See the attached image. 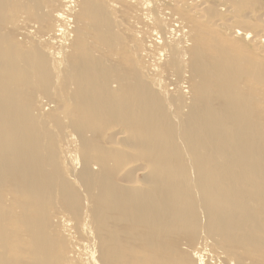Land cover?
<instances>
[{
    "label": "bare ground",
    "instance_id": "1",
    "mask_svg": "<svg viewBox=\"0 0 264 264\" xmlns=\"http://www.w3.org/2000/svg\"><path fill=\"white\" fill-rule=\"evenodd\" d=\"M89 1L90 0H88V2ZM104 1H105L104 4L107 5L108 0H107V3H106V0H104ZM123 1H124V3H125V1L128 3V7L130 8V11H133V10H131V7L129 6L130 4H133L136 6L137 9L134 8L136 10V11L135 10L134 11L137 15V18H139L140 20L143 19V20L155 22L156 27L154 26L153 22L152 23L150 22L151 24H153V26L155 28L153 26H149L147 29H145L147 24L145 23L146 26L144 27V23H143V27H144V30H143V27L139 28L138 27L139 25L137 26L138 23L140 25H142V24L140 23V20L138 22L136 16L134 18H135V22L137 24L133 21L131 22L132 16H130V15H134L133 14L134 11L132 14L130 13V15H129V17H131V18L127 17L128 15L124 12V14H126L125 16L130 19V23L132 25V28L133 29L135 28L134 31H131V32L135 35V32L138 29V31L140 30L143 33H145V34H142V36L146 35V38H147L146 42L147 43L145 42L146 47H145V50H143L144 56L146 58L155 59L156 61H161V64H162L163 62L166 63V60H168L170 57L172 58V56H173V58L174 57L177 58L178 64L181 61L182 62L185 61V63H187L186 66H188V67H185L183 69V72H182L181 68H179L180 72H182V73L178 79L172 77V78H168V80L171 81V83H170V86L172 87L171 90H177V91H179V94H180V92L185 93L190 98L195 97L196 103L193 106L190 105V108L188 106V109H190V113H188L189 110H188V112L186 111L188 113L187 119H185V117L183 116V119H185V120L182 121L181 124H180V122H178V125H180V128H181L179 132L176 131V127H175L176 125L175 124H174V126H173V124L172 125L169 124L172 121V119H171L172 115H170V116L166 115V116H168L167 119H171V121L170 120H169V122L166 121V123L168 122V127L172 126L171 127L172 130H167L165 128L166 123L163 125L161 119L166 118V117L165 116L162 117L161 116L162 113L160 114V116H161L160 118H159V116H156V117H158V119H160L159 121H161V123H159V121L157 120L158 123H155L156 126L153 125L154 123L152 124V123L148 122V127H140L139 126L136 130H133V132L131 131L132 129L130 127L131 133H134L133 135L141 134V135H138L139 138H138V136L136 137L137 141L135 140L136 141L135 143H133L134 140H132L130 142V146L135 147L137 149L140 148V150H143L145 153L147 152L149 154V156H151V159H152V167H148V168H149V170L152 169L153 172H149V170L147 171V169H146L147 165L145 167L143 165L140 169L141 172L143 174H145V176H144L145 180H144L143 187H142V184H140L139 182L138 183L134 182V181H130V182H128V184L120 185V184H116V182L115 183L109 182V179L105 180L104 176H106V175L103 176V174L106 173L105 169L108 170V164L110 163L111 159L114 158L113 157L114 155L112 154L113 156L112 155L110 156V154L108 155V152L104 150V151H102V156H99L98 155L99 152H98L97 153L98 158L95 157V159L97 158L98 161L95 160L96 164L94 162L95 165H92V162L90 161V160H92V157H91L92 155L90 154L91 153L89 151L90 149L87 146V140L84 137V133H85V135L88 134L87 131L85 130V132H84L83 128L81 129V126L78 125V127H80V129L82 131H78L77 134H75L76 130L79 128L78 127L76 128L75 126L72 125L73 127L76 128V129L75 128L73 129V127L70 126L71 129L74 131L72 134L70 133L69 135L75 134V135H77V138L79 136L80 137L79 142L81 143V145H83V147L79 143H77V144H79V146L81 147L83 152H85V154H88L86 152H89V155H90V158H88L90 163H88L89 161H85L86 158H84V160L82 161L81 157H80L82 155H79L80 158L79 159L77 158L78 160L76 158H74V159H76V163L77 162L79 163V164H77V166L78 165L81 166V164H84L83 170L78 175H76V181L78 180L81 183L79 186L85 188V189L83 188V190L85 191V194L87 193V195H88V200L86 199L88 202H86V203L91 204V207H90V204L88 205L89 206L87 208L88 210L87 209L83 210V211L81 210L80 214L78 213L79 215H81V213L85 211V213H83L84 218L82 220L77 219V221H75V224L78 223V225L81 222H82V224L84 223L81 227L86 228L87 234L85 236H87L89 239H86L84 237V235H82L83 231L80 232L81 233L80 236L84 237L85 240H87V242L89 240L92 242V244H94L95 242L93 243L94 237H92L91 229L95 232L96 239L99 240V242H97V243L100 245V247H99V245L97 246V243L95 246L100 248L101 253L106 254V255H104L105 258L103 260L99 256H97V260H99V258H100L104 264H192V263L193 264H196V263L197 264H218L219 259L222 258L224 261V254L220 250H223L224 252H226L229 255V257L231 258V260L229 258V262H227L228 258H227V254H226V256H225L226 263H224V264H244V263L246 264V263H249L247 258L250 257V256H248L250 253H255L254 256H255V258H258L257 259L258 263L260 264V262H261V264H263L264 263V244H263L264 243V173L260 172V171H256V168L254 167V165L257 164L256 167L264 169V128L256 127V126L253 127L252 114L250 113L252 111L250 108V100H257V97L258 98L260 97V95L262 94L261 91H259V90H261V87L259 90L257 87L261 86L264 82L260 80L259 81L260 85H258L254 82V76H257L256 75L257 72L255 73L253 69H249V65H248L249 59L246 58L245 55L247 54L248 51L249 52L251 51V50H249L250 48L248 49L247 47H251L252 45H250V44H253V46L256 48L258 53L261 54L262 56H264V11L259 10V11L253 12V10L250 9L253 13H251V14L249 13V15H248V13H246L247 15L245 14L248 17V19L255 18L259 22V24L257 26V31L255 33H253V32L243 31V30L239 29L238 25H237V27L235 26L236 25L235 21H236V19H238L239 14H237V15L235 14V12L237 13V8L236 9L234 8L232 0H225V1L219 0L220 2L216 6L214 5V13H215V15H217L215 10L218 9L221 12V14L224 15V17L223 18L215 17L213 19H209V17L207 16V13L209 12L208 10L211 9L210 4L211 5L213 4L211 0H122L121 3H123ZM2 2H3V0H0V4H2V5H0L1 8L4 7V3H2ZM49 2L51 3V1H49ZM60 2H61V4L58 6L62 5V7H61L62 10L60 8L59 10L55 11L56 7H55V10L54 9L51 10L52 4L56 3L55 0H54V2H52L51 6H50V4H48L49 6L47 5V7L50 8L51 13L54 10V12H55V20L54 21H57L58 24H56V28L53 29V32H51L50 34H48L46 36L43 35L44 36L43 40L41 38V40L44 41V43L46 42V43L51 45L52 51H53V48L55 46H56V51H57V49H60L61 47L65 46V40H67V39H65V37L69 38V41H73L74 38L76 37V36H74L75 32L73 33V28H74L73 26L74 25L72 23L73 22V18H72L73 15L72 14H75L74 11L77 9L76 4H78L79 0H61ZM91 3H92V1H91ZM112 3H113V1H112ZM89 4H90V2H89ZM93 4L94 3H92V5ZM100 4H101V2H100ZM100 4L99 3H98V5L94 4V6H99ZM104 4H102V5H104ZM92 5H90V6H92ZM23 6H25V5H23ZM94 6L89 8V9L93 8L92 11H94V13L96 11V13H97V10L94 8ZM88 7H89V5H88ZM99 7L102 8L103 6L101 7V5H100ZM120 7L122 10V6H120ZM3 9H5V7ZM30 9H31V7H30ZM103 9H104V7H103ZM115 9H116V6H115L114 10ZM79 10H77V11H79ZM107 10H109V8ZM250 10H249V12H250ZM31 11L33 12L34 10H31ZM48 11L49 10H47V12ZM50 11H49V13H50ZM110 11H111V9H110ZM96 13H95V16L97 15V20L98 19L101 20L103 18L101 20V23L102 22L104 23L105 20L107 19V15L103 17V15L101 13L100 15H102V18H98L99 12L97 14ZM217 13H218V15L220 14L219 12H217ZM24 14L26 16L25 12H23V16H24ZM110 14L114 15V12L109 13L108 18L110 16ZM124 14H121V16H124ZM7 15L9 17V14H7ZM21 15L22 14H20V17H21ZM113 15H112V17H113ZM25 16L23 17L22 21H24V23L26 22L28 24L29 22L24 19V18H26ZM34 16H35V14H34ZM246 16H245V18H246ZM28 17H30V16H28ZM35 17H37V15ZM112 17L110 16V18H112ZM31 18H32V16H31ZM34 18H33V20H34ZM53 19H54V16H53ZM91 19L92 18L90 17L87 20L93 21V19L92 20ZM123 19H124V17H123ZM241 19L242 18H240L239 20H241ZM74 20H76V19L74 18ZM87 20H86V23L88 22ZM97 20H96V23H97ZM125 20H126V18H125ZM16 21L18 22L17 18H16ZM84 21H85V19H84ZM45 22H46V20L43 23L42 22L41 23L45 25ZM117 22H119V21L118 20L116 21L117 30H118V27L120 29L121 25H119ZM237 23H238V21H237ZM1 24L4 25V23H1ZM6 24H8V23L6 22ZM33 24H35V23H33ZM36 24H38V22H36ZM83 24H84V22H83ZM98 24H100L99 21H98ZM204 24L212 25V27L215 30H218V32L220 31L221 34L218 35L219 38H217V39L213 38V35L215 33H213L210 30L209 26H208V29H209V31H211V33L207 34V32L203 30V29H205V27H202ZM76 25L79 26V24H76ZM76 25H75V28L77 27ZM123 25L124 24L122 23V26ZM13 26H16V25H13ZM40 26H41V24H40ZM50 26L48 25V27H50ZM106 26L107 25L104 26L102 24L103 28H105ZM90 27H92L91 30H89L90 31L89 33L91 36V34H92L91 31H93V28H95V27H94V25L92 26V24L90 25ZM112 27L113 26H111L110 29H108L109 28V25H108L107 29L109 31H111ZM3 28L4 27L0 28V32H2V33H3V31H1V30ZM66 28L68 30H66ZM129 28H130V26H129ZM129 28L126 27V28L121 29V30H123V31L125 29L129 30ZM132 28H130V29H132ZM113 29H114V27H113ZM206 30H207V28H206ZM5 31H6V29H5ZM12 31H15L14 35L12 34ZM96 31H94V33H96V35H97L96 38H98V39H95L94 35L92 36V38L94 37L93 38L94 40L99 41L100 35L97 33H102L104 30H101V32H100V30L97 29ZM10 32H11V35H9V34L5 35V33H7V32L3 33L4 35H2V33H0V185H1V189L3 191H6L8 186H9V190L7 192L11 193L10 196H12L13 200L11 198V199H9L10 202L9 201L8 202L10 204L13 202L11 205L16 206V207H15V209H13V211L11 210L12 208L9 206H8V208L6 207V209H10L11 211L6 210V209L4 210L5 207L3 208V206H6L7 204L4 200L3 204L5 203V205H2V200L0 199V246L2 247L4 245V240L8 236V231H6L7 225L9 227L12 226L13 228L17 229L18 237H22L23 235H27L30 238V240L34 241V243L32 242L30 244V251L34 254L36 253V256L38 258L43 259V258L47 257L46 254H48L47 250L49 249V245H50L49 244V245L45 246L44 241H43V237H42V236L46 235L45 232H43V231H47V229H43V227H41V223H39L38 220L32 215V212H31V209L29 206H30V203H32V200L36 199L38 196V193L40 190V183H41V170L45 164V161L43 160V158L41 156V149H40L41 148V144H40L41 142H40L37 127L31 126V127L36 128V135L35 134L33 135L34 140H31L29 138V134H31L33 129L28 131L23 117H22V123L21 122L20 123L15 122L14 115L18 114V113H20L19 114L20 117L23 115L22 114L23 112L21 109V101H22L23 96L21 97L20 95H22V93H23L22 89L24 88V86H23L24 83H29V80L31 78L28 75V71L34 72L32 74H34L35 81H36V75H37L38 83L41 86L43 85V88H41L39 85L40 89L38 87V90H40V92L42 94H45L46 97H47L46 93L48 91L50 92V89L52 88V85H51V87L49 86L50 81L52 82V80H53L56 83V79L54 80L55 76L51 77L52 79L50 77H46V79H49V80L45 84V87L46 88L50 87V88L48 89L47 92H45L47 89H44V84L42 82V80L45 81L44 80L45 77L43 76L44 78L40 79V77L42 78V75L40 76L38 74H40L41 69H43V67L41 65V60L43 62V65L45 66V68L47 66L46 65L47 63H49L48 66L51 63L47 62V60L45 59L46 60V64H45V60H43L42 57L39 56V57H41L40 61H39L40 65H37L38 61L36 62V59L38 56L36 57V55L37 54L40 55V53L46 54L47 51L45 52V51H43L44 50L43 49L41 52V51H37V49H36L37 52H34L36 54L35 55L36 59L31 60V55L34 57V53L32 54V52H33L35 47L31 46V47H33V50L31 49L32 50L31 54L28 53L29 56H28V54H26V56H25L22 52H20L21 49L23 47H25V46L22 47L23 37H22V42L20 41L21 46L17 47V46H15L17 44V43H15L16 40L14 39L15 40L14 41L12 38V35L14 37L15 33H17V31L11 30ZM18 32H19V30H18ZM79 32H81V30H79ZM106 32H107V30H106ZM106 32H103L102 34L105 35ZM108 32H107V34L110 33V32L109 33ZM19 33L22 34L24 32H21V30H20ZM19 33L16 34V36L19 35ZM41 33H45V32L44 31L42 32V29H41ZM71 33L73 34V37H72L73 40H70V38L72 36ZM83 33H84V31H83ZM87 33H88V31H87ZM26 34H27V32H26ZM129 34H130V32H129ZM30 36H28V37L30 38ZM32 36L29 39L31 41L37 35L34 36V38ZM81 36L83 37V35H81ZM127 36H129V35H127ZM123 37H124V33H123ZM129 37H132V35ZM138 37H140L139 41H141V36L137 35V38ZM92 38H91V41L93 42ZM105 38L107 39V40L106 39L105 40L109 42V39L106 37V35H105ZM86 39L89 40V38H86ZM133 39L135 40L136 37ZM240 39H241V41H240ZM106 41H105V43H106ZM139 41H138V44H140ZM24 42H25V40H24ZM75 42H77V41H74V43ZM83 42L84 41H82V44H83ZM126 42H125V45H126ZM240 42H242L243 44H241ZM26 43L28 44L27 41L24 44L26 45ZM101 43H102L101 46L104 49H106V47H104L103 41H101L99 43V45L97 44L98 47L100 46ZM107 43H106V45H107ZM130 43L131 42L128 43L129 47L132 46V44L130 45ZM77 44H79V43L77 42L76 45ZM110 44H111V42H110ZM136 44L137 43H135V46H136ZM36 45H37V47H39L40 43H38ZM68 45H69V43H68ZM83 46H85V45H83ZM101 46H100V48H102ZM109 46L111 47V45H109ZM109 46H107L108 47L107 51L110 52ZM27 47L30 48V46H27ZM27 47H25V48H27ZM66 47H67V45H66ZM73 47H75V46L73 45ZM78 47H79V45H78ZM82 47L80 49L82 53H80V51H79L80 55L83 54V52H84V55H86V51L88 54L87 55V58H88L87 62L85 60L86 66H84V67L82 66L83 64H85L84 61H83V64H82V61H80L81 63H78V65H76V62H74V60H75L74 54L72 55L73 59L71 57V61L73 60L71 62V64L72 63L75 64L76 69L78 68L77 70H79V71L81 70L82 72L84 69H86V71H87V68L89 69L90 67H91V69L93 68L92 70H94L96 60L100 61V59L98 60V57L95 60L97 53L93 50V52H91L89 55L90 51L87 49H86V51H85V49L83 51ZM93 47H95V46H93ZM98 47L96 46L95 48L97 49ZM123 47H124V43H123ZM28 48L25 50L28 51ZM100 48H99V50L102 51ZM138 48L140 49L141 46ZM138 48H137V50H138ZM251 48L253 49V47H251ZM51 49L49 51H51ZM116 49H121V48H113L114 51ZM142 49H140L141 53H142ZM40 50H41V48H40ZM128 50H130V49H128ZM49 51H48V53H49ZM91 51H92V49H91ZM104 51L105 50H103L102 52H104ZM107 51H105V52H107ZM114 51H113V53L116 52V51L115 52ZM94 52L96 53L95 57L93 56ZM133 52L134 53L132 54V56L134 57V54L136 55L135 52H137V51L135 50ZM249 52H248V54H249ZM113 53H110V54H113ZM58 54L61 55V53H56L53 57V59L55 61H57ZM118 54L116 56V53H115L114 57H118ZM80 55H79V58L82 56V55L81 56ZM91 55L93 56V58ZM137 55H138V53H137ZM103 56L106 57V55H104V53H103ZM62 57H61V60H62ZM138 57H139V55H138ZM238 57H241L242 60H240ZM46 58L49 59V57H46ZM89 59H90V61H89ZM92 59L94 60V62ZM139 59H140V57L138 58L137 61H139ZM114 60H119V59L114 58ZM64 61H63V63H64ZM88 61L93 63L94 67H93V65L90 66V64H88L89 63ZM121 61H124V59L120 60V62ZM125 61H127V60H125ZM20 62H23L25 65H23ZM146 62H147V60H146ZM168 62H169V60H168ZM63 63H62V65H63ZM101 63H100V65H101ZM103 63H102V67L104 66ZM16 64H19V66H16ZM87 64L90 67H87L88 66ZM150 64H151V62H150ZM22 65H23V70H22V68L20 69V67ZM72 65L68 64L67 68H69V70H72L71 69ZM80 65L83 68L80 67V69H79L78 66H80ZM154 65H149V66H147V68H145L149 72V74H151L155 70L154 68H152V67H155ZM54 66L55 65L52 64V68ZM57 66H59V65L56 64V67ZM65 66H66V64H65ZM60 67H63V66H60ZM178 67H179V65H178ZM29 68L31 71L27 70ZM145 69H144V73L146 71ZM161 69H162V65H161ZM163 69H164V71H166L165 73L168 75L166 67H163ZM43 70L45 71V69H43ZM47 70L49 71V69H46V71ZM74 70L75 69H73V72H72L73 74H74ZM92 70L90 72H92ZM86 71L84 74L81 72L82 73L81 76H83V77H81V76L79 77V79L82 78V81H83V82L81 81L82 86L80 89L81 91H79L80 94H78L79 92L76 94V95H78L79 99L83 98L84 102L86 104H88L89 102H91V100L93 98H95V100H97L96 98H98L99 103H101L100 100L104 101V98H106V96L104 98H102L103 97L102 94L106 95V93H107V96L109 98L114 96V95L109 96V90L106 89L107 87H106V85H104V89H106V91H104V89L100 91L99 90L100 87H98L97 90H98L99 94L95 93V95H100V96L99 97L95 96V97H92V99H91L90 96L92 94L94 95V91H91L92 94L88 95V93H89L88 90L93 89V87L91 89H89L90 85L91 86L95 85V88H96V84H99V83H96L95 82L96 80L94 81V79H93V77L96 78V76H93L92 73L86 72ZM103 71H104V68H103ZM137 71L139 72V70H137ZM60 72H62V69ZM98 72L100 73L101 71L98 70ZM172 72H173V70H172ZM49 73H50V71H49ZM55 73H57V69H56ZM58 73H57V75H58ZM63 73L64 72H62V75H63ZM88 73H89V77L87 76ZM85 74H86V78H85ZM137 74H135V75H137ZM139 74L140 75H138V77L141 76V71L139 72ZM166 74H164V75L166 76ZM173 74H175V73L173 72ZM176 74H177V72H176ZM64 75H65V73H64ZM66 75L64 78L66 80L68 78V80H69V76L66 77ZM135 75H133V77ZM142 75H143V73H142ZM201 75H203V76L201 77ZM59 76H60V73H59ZM78 76L75 75V78ZM73 77H74V75H73ZM62 78L59 80H62ZM64 78H63V80H64ZM143 78H145V76ZM152 78H154V77H152ZM33 79L30 80V83L32 82L31 84L36 87V85L38 83L36 81L37 84H34ZM70 79H71V77H70ZM79 79L76 78V80L79 81V83H80ZM89 81H91V82H89ZM54 82H52V84H55ZM99 82H100V79H99ZM30 83H29V85H31ZM154 83H155V81H154ZM20 84H22V86ZM71 84L72 85H71L70 89H72V86L74 87V84L73 83H71ZM124 84L125 83H123V86H124ZM144 84H145V81H144ZM61 85H62V89L64 90V87L66 85L65 84L63 85V83ZM61 85H57V87H56L57 91L58 92L60 91V93L57 92L58 95H57L56 91H54V92L52 91L54 94L53 93L51 94V92H50V93H48V95H51L52 101H53V97H54L53 95L56 94L55 97L59 98L56 100H59V102H61L62 100L63 101L67 100V102H68L69 99L63 98V94H64L63 90L61 88L58 89V87H60ZM117 85H119V84H117ZM143 85L141 86V89H142L141 91H144ZM242 85L247 86L248 88L251 85L253 88L255 86L254 90H256V91L253 90L254 91L253 95L248 94L246 91L241 90L242 88H240V86H242ZM54 86L55 85H53V87ZM83 86H85V87L83 88ZM126 86L128 87V89L130 88L129 85H126ZM146 86L147 87L149 86V89H150V84L148 85V83H147ZM21 87H22V89H21ZM86 87H87V89H85ZM139 87H140V85H139ZM162 87H163V85L160 86V88H162ZM154 88H156V87L154 86ZM42 89L45 90L44 93L42 92ZM68 89H69V87L65 88L66 93H68L67 92ZM75 89H76L75 92H77L78 90H77L76 86H75ZM53 90H55V89H53ZM72 90H74V88ZM131 90H133V89H131ZM152 91H153V89H152ZM165 91H166V89H165ZM167 91H168V89H167ZM115 92H116V90H115ZM61 93H62V98L60 97ZM112 94H113V92H112ZM101 95H102V97H101ZM174 95L176 98V94H174ZM241 95H243V96H241ZM262 95H263V103H264V94H262ZM37 96H39V95L37 94ZM168 96H169V92H168ZM178 96H180V95H178V93H177V97ZM152 97H154V96H152ZM36 98H38V97H36ZM67 98H69V97H67ZM147 99H150V98H147ZM37 100H39V99H37ZM37 100H35V104H36L35 106L39 107L38 106L39 102ZM49 100H50V98L47 99V101H49ZM56 100L54 99V102ZM129 100H131V99H129ZM160 100H161V98H160ZM246 100H249V102ZM39 101H41V100H39ZM149 101L150 100H148V102ZM126 102H124V103L119 102V104H122L125 106L123 107L122 105L121 106L118 105L117 109H120L122 112H124L127 115H130L131 117L134 116V120H133L134 123L138 122L137 121L138 118H139V121L141 123L142 121L147 122V119H149L151 117L150 112H148L149 109L145 105H143L142 103L140 105L139 104L134 105L135 102L133 100V101H131V102H133V104H130V106H129V104L128 105L125 104ZM261 102H262V99H261ZM37 103H38V105H37ZM41 103H42V101H41ZM85 103H79V107L77 104L76 107H78V108L75 107L76 108L75 110H79L80 112L79 111L78 112L81 113V115H84L85 117H87V115H90V113H92L90 108H92V105H94V104L90 105V107H88V109H87ZM44 104H45V102H44ZM56 104H58L57 101H56ZM72 104L75 105V103H72ZM50 105H52V104H50ZM71 105L68 104V106H71ZM96 105L99 106L98 102ZM174 105H176V103H174ZM64 106L65 107H63V108H68V106L67 107H66V105H64ZM112 106H113V104L111 106L108 105V107H106V108L109 110V108H112ZM180 106L182 107L183 104L179 105V107H177V108L179 109ZM46 107L49 108L47 102H46ZM156 107H157V105H156ZM186 107H187V105H186ZM85 108H86V110H84ZM175 108H176V106H175ZM61 109L62 108L60 107V110ZM89 109H90V113H87V112H89L88 111ZM92 109L94 112L95 109L94 108H92ZM36 110H37L36 112L38 114V110H40V109L37 108ZM52 110H55V107H54V109L52 108ZM60 110H59V108H56L55 111L61 112ZM184 110H186V108ZM181 111H182V108H181ZM43 112L40 114H43ZM177 112H180V109ZM27 113H29V110H27ZM95 113H96L95 116L93 115L94 117L97 116V112H95ZM159 113H157V114H159ZM45 114L46 113H44L43 115H45ZM55 114H56V112H55ZM92 114H94V113H92ZM181 114H182V112H181ZM183 114H184V112H183ZM64 115H67V114L64 113ZM177 116H178V113H177ZM41 117H42V115H41ZM72 117L75 118V116H72L71 114H70V116H68V118H70V119H72ZM97 117H99V115ZM40 119L42 120V118H40ZM43 119H44V117H43ZM41 120H39L37 118V121L40 122L44 126L45 122L43 123ZM86 120L87 119L85 118V121ZM174 120L175 119H173V121ZM180 120H182V119H180ZM154 121H155V119L153 120V122ZM177 121L178 120H176V122ZM59 122H61L60 125H59ZM124 122H126L128 124L127 121L124 120ZM65 123L66 122L62 123V120L61 121L59 120L57 123L55 122V124H53L56 126V128L59 129V133H58L59 137H57V139L58 138L61 139V136H63L61 134V130H60L62 128L63 124H64V129H63L64 131L62 130L64 132L63 134L66 135L67 133H69V132H65V129H67V131H68L69 130L68 128H70V127L65 128V126L67 125V124L65 125ZM47 124L49 125L52 123L47 122ZM57 124H58V127H57ZM149 124H152V125H150V127H149ZM121 125H123V124H121ZM92 126H93V124H92ZM128 126H129V124H128ZM146 126H147V123H146ZM114 127L119 129L120 126H118V127L114 126ZM121 128H123V127H121ZM183 128L185 129L184 133H182ZM53 130H55V129L53 128ZM72 130L70 132H72ZM124 130L126 131V129H124ZM118 131L120 134V132H121L120 129ZM122 131H123V129H122ZM125 131L120 134L121 139L124 138V136H122V135H124L126 133ZM151 131H156L159 134H152ZM59 134H61V135H59ZM56 136H57V134H56ZM67 137L65 136L66 140H68L72 146L75 145L77 139L75 140V143L72 144V142H70V139L69 138L67 139ZM127 137L129 138L130 136H127ZM257 137L259 139H257ZM63 138H64V136H63ZM112 138L114 139V136ZM112 138H111V142H113ZM175 138H178V143H177L176 147L173 150H171L168 146V143H169V141H171ZM57 139H56V142L60 141ZM62 139H61V141H62ZM78 140H79V138H78ZM130 140H131V138H130ZM127 141H128V139H127ZM261 141L263 142V145L256 148L257 147L256 144H261ZM184 142H186V145L188 148L187 149L188 154L192 153V156L193 157L195 156L198 160H193V157H190L189 155L188 156L190 157V159L192 161H190L188 156H185L184 158L179 159L177 161L175 160V158H177L176 150L179 148L182 149V145ZM66 143H67V141H66ZM77 144H76V146H73V148L75 150H76V148L78 149ZM65 145H68V143ZM118 145H119V143H118ZM60 147L58 149H62ZM63 148L66 149L67 147H64V145H63ZM157 148H161V152L163 151L162 153L166 156L169 166L164 167L165 162L163 161L161 152L156 154V155H152L153 152ZM79 150H80V148H79ZM79 150H77L78 153L75 151L76 155L79 154ZM140 150H139V152H141ZM62 151L63 150H61L60 151L61 153L59 152V154L62 155ZM66 151L69 154L71 153V156H72V152H68V150H66ZM69 151H70V149H69ZM111 151H113V150H111ZM133 152H136V151H133ZM100 154H101V151H100ZM103 154L104 155L106 154V156H103ZM62 156L64 158L63 161L67 160V157H65L66 155L64 156V154H63ZM73 157H74V154H73ZM59 158L61 159V156L60 157L57 156L56 161H57V159L59 160ZM68 159H73V158L72 157L70 158V156H68ZM115 160H117V159H115ZM61 161H62V159H61ZM180 161H182V162H180ZM67 162H68V160H67ZM57 163L60 166H62V169H63V164L59 163L58 161H57ZM72 163H73V161L70 163V165ZM186 163L190 164V166L196 170L195 172H193L191 167H190V169H187L188 171L191 170L190 173L192 172L191 173L192 175H190V177L188 176L189 174L188 175L187 174L180 175L181 171H180V169H178L180 166L183 170H185L186 167L183 168V165L185 166ZM67 164L64 165V167L69 166ZM98 166H99V170L102 168V171L100 170L101 173L100 174L93 173V170L98 169ZM75 167H76V164H75ZM65 168L66 169L68 168L67 170H69V167H65ZM60 169H61V167H60ZM76 169H77V171H79L77 167H76ZM77 171H76V173H77ZM9 172L12 174L8 175ZM184 172L186 173V170ZM232 172H236V174L232 173ZM68 174H70V170L68 171ZM68 174H67V178L69 176ZM143 174H142V176H143ZM147 174H148V176L146 177ZM129 175L131 176V173ZM65 176H64V178H65L64 180L66 181L67 178ZM69 177H71V175ZM70 179H67V182L70 184L72 183L71 184L72 186H69L70 184L66 185V184H68L67 182H65V184H64L65 186L62 183H59L58 180L55 182L57 190L60 191V197H61L62 202H63V198H64V201L67 204H68V200L71 201V203H74V201H73V199H75L74 197L76 196V194L78 192H80V191H77L75 189L74 190L72 189V188H76V187H75V185L73 186V184H74L73 179H71L72 181ZM107 180H108V182H107ZM62 182H64V181H62ZM140 182H142V181H140ZM111 183L114 184V185H112L113 187H109V184L111 185ZM176 184H177V186H176ZM180 184H182L183 187H181ZM70 187H71L72 191H74V193H72V194H75L73 196V199H72V194L67 195V193H69L71 191ZM67 188L69 189V192L66 190ZM52 189H54V187H52ZM81 190H82V188H81ZM76 191H77V193H76ZM8 193H5L6 198H7ZM68 196L71 197V200L68 199L69 198ZM78 196L80 197L79 193L77 194V198H79ZM4 197H5V195L2 197V199ZM84 197L86 198V195H84ZM77 198L75 199L76 200L75 203L80 202L81 200L83 202V200H85V198H82V196H81L82 199L80 198L77 200ZM71 203L69 202L68 205H70L74 208L75 205L74 204L71 205ZM82 205H83V203H82ZM85 206H87V205L83 206L84 209L86 208ZM69 212H71V211L69 210ZM69 212H68V214H69L70 218H68L67 217L68 214H66L67 216L66 215L59 216L57 220L60 221L59 222V225H61L60 228L61 227L64 228V230H65L64 234L67 235V237L69 238L68 242L73 243L72 244L73 248H70V251H71L70 256H71V262H72V259L74 260L73 262H75V260L81 256L80 254L83 253L85 250H87V248L90 247V242L87 243V245H85L84 242H83V244H80V242H81L80 236L78 238V241H77V239H75V238H77L75 236V232H74V236L72 234V232H73L72 228L74 225V220H73L74 218L73 219L71 218V215H70L71 213H69ZM75 215H76V211H75ZM7 220L10 221L9 222L10 224L5 225L6 226L5 227V226H3V224H5L7 222ZM79 221H81V222H79ZM191 222H193V225H191V227H190L188 224ZM187 227H189V228H187ZM87 228H89V229L87 230ZM192 228H196V229H193L194 232L189 231V229H192ZM73 229L75 230V228H73ZM198 229L203 230L204 233H206V234H205V236L203 235L204 239L201 238V240L198 241L194 246L190 245V247H192V248H190L191 251H189V253H191V254H189V255L194 257V260H193L191 257H187L186 254L181 253L184 251L186 252L187 248L183 247V248H186L185 250H183L182 248H179V247H182L184 245V244H182L183 242L179 238H183L186 235H190V234L195 235V230H198ZM21 230H23V231L21 232ZM61 230H60V234H61ZM77 230L79 231L78 228L75 231H77ZM101 233H102V236L100 235ZM201 233H203V232L201 231ZM64 234H61V236L66 238V236H64ZM119 234L122 235L126 239L128 238L127 239L129 241L128 247L124 244V242H125L124 240H123L124 242L121 241ZM78 235H79V233H78ZM9 236H12V235H9ZM38 236H39V238L42 237L40 242H39V240H37ZM82 237H81V240H82ZM105 237H109L111 239L108 240ZM118 238H119V241H118ZM196 238H197V236H196ZM46 241L48 244V240H46ZM52 244H53V242L51 243V245ZM137 244H138V246H137ZM86 246H87V248H86ZM214 247H216L215 248L216 250L214 249ZM90 248H92V247H90ZM90 248L88 250L93 251ZM93 249H94V247H93ZM127 249H128V251L126 252ZM141 249L143 251V255L145 254L144 255L145 258L147 256V259H140V260L137 259V254L140 255L141 252H139V251ZM179 249H181V250H179ZM56 250H58V249H56ZM0 251H1L0 253L2 255L3 249ZM7 251H9V250L7 249ZM86 252H88V251H86ZM128 252H133V254L131 255L132 257H129L130 254H129V256L124 255V253L126 254ZM88 253H91V252H88ZM93 253H95V252L93 251ZM233 253H234V255H233ZM117 254H119L123 258H118L116 256ZM85 255H86V253L83 256H85ZM92 255H90V256H92ZM88 256H89V254H88ZM246 256H248V257L246 258ZM93 257H91L92 261L94 259L96 261V258L93 259ZM235 257L239 261H236V259H234ZM226 258H227V260H226ZM243 258H246L247 262H245V259L243 260ZM67 260L70 261V259H67ZM146 260H147V262H146ZM68 261L66 263L64 262V264H71V262H68ZM193 261H195V263ZM220 261L222 262L221 264H223V261L222 260H220ZM241 261H243L244 263L243 262L239 263ZM78 262H80V261H78ZM41 263L45 264V261H41L38 264H41ZM85 263H86V260H85ZM73 264H78V263L76 262ZM81 264H83V263H81Z\"/></svg>",
    "mask_w": 264,
    "mask_h": 264
},
{
    "label": "rangeland",
    "instance_id": "2",
    "mask_svg": "<svg viewBox=\"0 0 264 264\" xmlns=\"http://www.w3.org/2000/svg\"><path fill=\"white\" fill-rule=\"evenodd\" d=\"M29 1V2H28ZM49 1H51V3L49 2ZM56 1V3H53L52 4V2H54V0H3V2L2 3H4V7H5V9H3V8H1L0 7V24L1 23H4V25L3 24H1L0 25V28H2V27H4L1 31H3V33H5V32H7V33H5V35H11V30H16L17 31V33H15V36L13 37V35H14V32L15 31H12V38H13V40L15 41V43H17L15 46H21L20 44H21V42H22V37H23V42H22V47L23 46H25V47H27V46H30V48H28V51L27 50H25V49H27V48H25V47H23L22 49H21V51L20 52H22L25 56H26V54H28V53H30L31 54V52H32V50H33V47H31V46H34L35 48H34V50H33V52H32V54L34 53V52H37V51H41L42 52V50L43 51H47L46 52V54L45 53H40V55H36L35 53H34V57L31 55V60H35L36 58H35V55H36V57H37V59H36V62L38 61V63H37V65H40V58L42 57V59L43 60H47V62H50L51 64L48 66V64L49 63H47L46 64V60H45V64L49 67H47L46 66V68H45V66L43 65V62H42V60H41V65H42V67H43V69H45V71L43 70V69H41V72H40V74H38V75H42V78L40 77V79H43L44 77V80L45 81H43L42 80V82H43V84H44V89H47L46 91L45 90H43L42 89V92L44 93V91L45 92H47L48 91V89L51 87V85H52V88L50 89V92H51V94L54 92V91H56V93L58 92L57 91V85H61L62 83H63V85L65 84L66 86L64 87V90L62 89V85L60 86V87H58V89L59 88H61L62 90H63V98H66V99H69V101L67 102V100L65 101H63L62 99V101L64 102H62L61 100V102H59V100H56V99H59L58 97H55V95H53L52 97H53V101L51 100V95H48V93H50L49 91L46 93V95H47V97L45 96V94H42L41 92H40V90H38V87H39V83H38V80H37V75H36V81H37V83H36V81H35V78H34V74H32V73H34L33 71L32 72H29L28 71V75L31 77L30 78V80L31 79H33V82H34V84H37L36 85V87L35 86H33L31 83H30V80H29V83L32 85H29V83H24V88L22 89V87H21V89H22V95H20L21 97L23 96V98H22V101H21V109H22V116L20 117L19 116V114L20 113H18V114H15L14 115V118H15V122H21L22 123V117H23V119H24V122H25V125H26V127H27V129H28V131H30L31 129H33V131L31 132V134H29V138L31 139V140H34L33 138V135L35 134L36 135V128H34V127H31V126H35V127H37V129H38V134H39V138H40V144H41V156H42V158H43V160L45 161V164H44V166L42 167V170H41V183H40V190H39V193H38V196H37V198L36 199H34V200H32V203H30V209H31V212H32V215L38 220V222L39 223H41V227H43V229H47V231H43V232H45V234L46 235H44V236H42L43 237V241H44V245L46 246V245H49V249L47 250V252H48V254H46L47 255V257H45V258H43V259H40V258H38L37 256H36V253L34 254V253H32L31 251H30V244L33 242L34 243V241H32V240H30V238L27 236V235H23L22 237H18V231H17V229H15V228H13L12 226H8L7 224H10L9 222L10 221H8L7 220V222L5 223V224H3V226H5V225H7V229H6V231H8V236L5 238V240H4V245L1 247L0 246V250H2L3 249V251H2V255H1V253H0V264H38V263H40L41 261H45V264H64V262L66 263L68 260L67 259H70V261H68V262H71V256H70V248H73V243L72 242H68L69 240V238L67 237V235H65L64 233H65V230H64V228H60V226L61 225H59V220H57L58 219V217L59 216H62V215H66V214H68V212H69V210L71 211V212H69V213H71L70 215H71V218L74 220V225H73V228H75V230L78 228L79 229V231L77 230V231H75L73 228H72V234H73V236H74V232H75V236L77 237V238H75V239H77V241H78V238H79V236H80V232H82V235H84V237L86 238V239H89L87 236H85L86 234H87V231H86V228H82L81 226L84 224H82V222L81 221H79V222H81L79 225H78V223L77 224H75V221H77V219L78 220H82L83 218H84V214L83 213H85V211L84 212H82L81 213V215H79L80 214V212H81V210L83 211V210H86L89 206V204L88 203H86V202H88L87 200H88V195H87V193L85 194V191L83 190V188L84 187H81V186H79L81 183L77 180L76 181V175H78L82 170H83V167H84V164H81V166L80 165H78L77 166V164H79L78 162L76 163V159L78 158H80L81 157V160L83 161L84 160V158H86L85 159V161H89V159L88 158H90V155H89V152H86V153H88V154H85V152H83V150L81 149V147L79 146V144L81 145V143L79 142L80 141V137L78 136V138H79V140H78V138H77V135H75V134H77V132L78 131H82L81 129L83 128V131L85 132V130L87 131V135H85V133H84V137H85V139L87 140V146L89 147V151L91 152L90 154L92 155L91 157H92V160H90L91 162H92V165H95L96 164V161H98V157H97V153H98V155L99 156H102V151H107L108 152V155L110 154V156L112 155L114 158L113 159H111V161H110V163L108 164V170L107 169H105V171H106V173H104L103 174V176L104 175H106V176H104L105 177V180L106 179H109V182H113V183H115L116 182V184H120V185H124V184H128V182H130V181H134V182H139L140 184H142V187H143V185H144V180H145V174H143L142 172H141V167L144 165V167L147 165V171L149 170V168L148 167H152V159H151V156H149V154L146 152H144L143 150H140V148L139 149H137V148H135V147H131L130 146V142L132 141V140H134L133 141V143H135L137 140V136L138 135H141V134H135V135H133L134 133H131V131L133 132V130H136L139 126L140 127H148V122H150V123H154L153 125H155L156 126V124L155 123H158V121L160 120V119H158V117H156V116H159V118L162 116V117H166V118H163V119H161V121H162V124L164 125L165 123H166V121H168L169 122V120L171 121V119H172V121L169 123V124H173V126H174V124L176 125L175 127H176V131H180V125H178V122H180V124L182 123V121H184L185 119H187V116H188V113H190V109H188V106H189V108H190V105L191 106H193L196 102H195V97L194 98H190L189 96H187V94H185V93H181L180 92V94H179V91H177V90H171V86H170V83H171V81H169L168 80V78H176V79H178L179 77H180V75H181V73L183 72V69L185 68V67H188V66H186L187 65V63H185V61L184 62H182L181 60V62H179V64H178V62H177V58L176 57H174L173 58V56H172V58L174 59H172L171 57V59L169 58L168 60H169V62H168V60H166V63L165 62H163L162 64H161V61H156L155 59H148V58H146L145 56H144V51L143 50H145V45H146V41H147V38H146V35L144 36H142V34H145V33H143L142 31H138V29L136 30V32H135V35L131 32V31H134V29L132 28V25H131V23H130V19L129 18H131V17H129V15H130V13L132 14L133 13V11L135 10L134 8H136V6L135 5H133V4H130L129 6L131 7V10H133V11H130V8L128 7V3L125 1V3H124V1H123V3H121V1L122 0H108V3H107V0H106V3H107V5L106 4H104L105 3V1L104 0H90L89 2H90V4H89V2H88V0H79V2H78V4H76V10L74 11L75 12V14H72L73 16H72V18H73V33L75 32V34H74V36H76L75 38H74V40H73V34H72V36H71V38H70V40H73V41H69V38H67V37H65V39H67V40H65V46H63V47H61L60 49H57V51H56V46L53 48V51H52V49H51V45L50 44H48V43H44V41H42L43 40V37L44 36H46V35H48V34H50L51 32H53V29H55L56 28V24H58V22L57 21H54L55 20V12H54V10H55V7H56V10L55 11H57V10H59L61 7H62V5L61 6H58V5H60L61 4V0L59 1H57V0H55ZM91 1H92V3H94V4H96V5H98V3L100 4V2H101V7L103 6L104 7V9H103V7L102 8H100L99 6H94V4L92 5V3H91ZM95 1V2H94ZM98 1V2H97ZM112 1H113V3H112ZM212 1V5L210 4V10H208L209 12L207 13V16L209 17V19H213V18H215V17H218V18H223L224 17V15L223 14H221V12L218 10V9H216L215 10V12H216V14L218 15V13L217 12H219L220 14L217 16V15H215V13H214V5L216 6L220 1H222V0H211ZM223 1H225V0H223ZM233 1V5H234V8L236 9L237 8V13L235 12V14L237 15V14H239V16H238V19H236V27H237V25H238V28L239 29H241V30H243V31H249V32H253V33H255L256 31H257V26H258V24H259V22L255 19V18H252V19H248V17L246 16L247 14L246 13H248V15H249V13L251 14V13H253V12H255V11H259V10H261V11H264V0H232ZM86 2V3H85ZM215 2V3H214ZM127 3V4H126ZM30 4V5H29ZM48 4H50V6H51V4H52V8H51V10L52 9H54L53 11H52V13H51V11H50V8H48L47 7V5ZM85 4V5H84ZM102 4H104V5H102ZM124 4V5H123ZM0 5H2V4H0ZM23 5H25V6H23ZM88 5H89V7H88ZM90 5H92V6H90ZM112 5V6H111ZM118 5V6H117ZM49 6V5H48ZM81 6V7H80ZM94 6V8L97 10V13H98V18H102V15H103V17L104 16H106L107 15V19L105 20V22L103 23H101V20L103 19H98L97 20V15L95 16V13H96V11H95V13H94V11H92V9H89V8H91V7H93ZM115 6H116V9L114 10V8H115ZM120 6H122V10H121V7ZM126 6V7H125ZM134 6V7H133ZM236 6V7H235ZM29 7V8H28ZM30 7H31V9H30ZM87 7V8H86ZM97 7V8H96ZM107 7V8H106ZM118 7V8H117ZM120 7V8H119ZM48 8V9H47ZM80 10H79V9ZM109 8V10H107ZM124 8V9H123ZM133 8V9H132ZM23 9V10H22ZM30 9V10H29ZM46 9V10H45ZM84 11H83V10ZM102 9V10H101ZM110 9H111V11H110ZM129 9V10H128ZM137 9V8H136ZM234 9V10H235ZM253 10V12L251 11V10ZM31 10H34L33 12L31 11ZM47 10H49L50 11V13H49V11L47 12ZM61 10H62V8H61ZM77 10H79V11H77ZM114 10V11H113ZM249 10H250V12H249ZM87 11V12H86ZM110 11V12H109ZM136 11V10H135ZM135 11H134V15H130V16H132V19H131V22L133 21V22H135V16H136V18H137V15H136V13H135ZM211 11V12H210ZM23 12H25L26 13V16H25V14H24V16L26 17V18H24L25 20H27L29 23L27 24L26 22L24 23V21H22L23 20ZM85 14H84V13ZM114 12V15L113 14H110V16L112 17V15H113V17L112 18H110V16H109V18H108V15H109V13H113ZM124 12L128 15L127 17H129V18H127L125 15L126 14H124ZM45 13V14H44ZM96 13V14H97ZM102 13V15H100ZM210 13V14H209ZM7 14H9V17H8V15ZM11 14V15H10ZM20 14H22L21 15V17H20ZM30 14V15H29ZM33 14V15H32ZM34 14H35V16L37 15V17H35L34 16ZM121 14H124V16H121ZM213 14V15H212ZM246 14V15H245ZM76 17H75V16ZM90 15V16H89ZM121 17H120V16ZM210 15V16H209ZM215 15V16H214ZM12 16V17H11ZM19 16V17H18ZM28 16H30V17H28ZM31 16H32V18H31ZM35 18H34V17ZM53 16H54V19H53ZM78 16V17H77ZM221 16V17H220ZM245 16H246V18H245ZM87 17V18H86ZM92 18L93 19V21H89V20H87L88 18ZM123 17H124V19H123ZM139 17V16H138ZM16 18H17V20H18V22L16 21ZM33 18H34V20H33ZM74 18L76 19V20H74ZM79 18V19H78ZM125 18H126V20H125ZM240 18H242L241 20H239ZM21 19V20H20ZM38 19V20H37ZM49 19V20H48ZM52 19V20H51ZM84 19H85V21H84ZM91 19V20H92ZM112 19V20H111ZM34 22H33V21ZM37 20V21H36ZM46 20V22H45V25L44 24H42L44 21ZM51 20V21H50ZM81 20V21H80ZM86 20L88 21L87 23H86ZM96 20H97V23H96ZM110 20V21H109ZM119 21V22H117L119 25H121V27H120V29H119V27H118V30H117V24H116V21ZM123 20V21H122ZM137 20H138V22H139V18H137ZM72 21V20H71ZM98 21L100 22V24H98ZM112 21V22H111ZM125 21V22H124ZM237 21H238V23H237ZM6 22L8 23V24H6ZM36 22H38V24H36ZM42 22V23H41ZM57 22V23H56ZM83 22H84V24H83ZM148 22V23H147ZM151 21H147V20H143V19H141L140 20V23L142 24V25H140L139 23L137 24L136 22V24H137V26L139 27V28H142L143 27V23H144V27L146 26L145 25V23L147 24V26L145 27V29H147L149 26H153V24H154V26L156 27V25H155V22L154 21H152L153 22V24H151L150 23ZM33 23H35V24H33ZM41 24V26H40V24ZM48 23V24H47ZM109 23V24H108ZM113 23V24H112ZM122 23L124 24L123 26H122ZM30 24V25H29ZM33 24V25H32ZM47 24V25H46ZM76 24H79V26L78 25H76ZM82 26H81V25ZM88 24V25H87ZM92 24V26L94 25V27L95 28H93V31H91L92 32V34H91V36H90V31L89 30H91V28L92 27H90V25ZM102 24L105 26V25H107L105 28H103L102 27ZM149 24V25H148ZM9 25V26H8ZM13 25H16V26H13ZM30 27H29V26ZM48 25L50 26V27H48ZM75 25L77 26L76 28H75ZM101 25V26H100ZM108 25H109V28L108 29H110V27L111 26H113L114 27V29H113V27L111 28V31H109L108 29H107V27H108ZM118 25V26H119ZM202 25V24H201ZM7 26V27H6ZM58 26V25H57ZM85 26V27H84ZM88 26V27H87ZM129 28V26H130V28H132V29H130L129 28V30L128 29H125L124 31L123 30H121V29H124V28ZM153 26V27H154ZM208 26H209V28H210V30L213 32V33H215L214 35H213V38H219L218 37V35H220L221 34V32L219 33L218 32V30H215L213 27H212V25H209V24H204L202 27H205V29H203L204 31H206L207 32V34H210L211 33V31H209V29H208ZM9 27V28H8ZM33 27V28H32ZM41 27V28H40ZM144 27H143V30H144ZM154 27V28H155ZM52 28V29H51ZM87 28V29H86ZM206 28H207V30H206ZM5 29H6V31H5ZM41 29H42V32L44 31L45 33H41ZM100 30V32H101V30H104L103 32H106V30H107V32L109 33V34H107V32L105 33V35H106V37L109 39V42L108 41H106L107 39L105 38V35H103L102 33H97V34H99L100 35V39H99V41L101 42V41H103V44H104V47H106V49H104L101 45H102V43L100 44V46L103 48H100V46L98 47V45H99V41H97V40H94L93 38L95 37V39H98V38H96L97 37V35H96V33H94V31H96V30ZM157 29V28H156ZM10 30V31H9ZM18 30H19V32H20V30H21V32H24V33H19L18 32ZM34 30V31H33ZM66 30H68L67 28H66ZM79 30H81V32H79ZM128 30V31H127ZM33 31V32H32ZM78 31V32H77ZM83 31H84V33H83ZM86 31V32H85ZM87 31H88V33H87ZM10 32V33H9ZM26 32H27V34H26ZM97 32V31H96ZM129 32H130V34L132 35V37H129V36H131L130 34H129ZM140 32V33H139ZM142 32V33H141ZM0 33H2V32H0ZM2 33V35H4ZM19 33V35H17L16 36V34H18ZM87 33V34H86ZM94 33V34H93ZM123 33H124V37H123ZM127 33V34H126ZM139 33V34H138ZM32 36L33 38H34V36H36L32 41L31 40H29L30 38H31V36H30V38L28 37V36ZM44 35V36H43ZM81 35H83V37L81 36ZM94 35V37L92 38V36ZM102 35V36H101ZM127 35H129V36H127ZM137 35H139V36H141V41H139L140 40V37H138L137 38ZM86 36V37H85ZM89 36V37H88ZM207 36V35H206ZM209 36V35H208ZM215 36V37H214ZM93 39V42L91 41V38ZM126 37V38H125ZM136 37V39L134 40L133 38H135ZM143 37V38H142ZM41 38H42V40H41ZM86 38H89V40L88 39H86ZM125 38V39H124ZM103 39V40H102ZM106 39V40H105ZM129 39V40H128ZM132 39V40H131ZM138 39V40H137ZM24 40H25V42L27 41L28 42V44L26 43V45L24 44L25 42H24ZM125 40V41H124ZM21 41V42H20ZM74 41H77L79 44H77L76 45V43L77 42H75L74 43ZM82 41H84L83 42V44H82ZM89 41V42H88ZM105 41H106V43H107V45H106V43H105ZM127 41V42H126ZM131 42L130 43V45L132 44V46H130L129 47V45H128V43L129 42ZM134 41V42H133ZM138 41H139V43L140 44H138ZM240 41H241V39H240ZM91 42V43H90ZM99 42V43H98ZM110 42H111V44H110ZM125 42H126V45H125ZM144 42V43H143ZM146 42V43H145ZM38 44V43H40V45H39V47L41 48V50H40V48L39 47H37V45L36 44ZM68 43H69V45H68ZM90 43V44H89ZM123 43H124V47H123ZM135 43H137L136 44V46H135ZM241 44H243L242 42H240ZM30 44V45H29ZM75 46V47H73V45ZM98 44V45H97ZM49 45V46H48ZM66 45H67V47H66ZM78 45H79V47H78ZM83 45H85V46H83ZM88 45V46H87ZM109 45H111V47L109 46ZM250 45H252L251 47H253V49L251 48V47H247L249 50H251L250 52H249V54H248V52H247V54L245 55V57L246 58H248L249 60H248V65H249V69H253L254 70V72L256 73V75L257 76H254V82L256 83V84H258V85H260V83H259V81L261 80V81H263L264 82V56H262L261 54H259L258 53V51L256 50V48L253 46V44H250ZM53 46V45H52ZM69 46V47H68ZM83 46V47H82ZM93 46H97L98 48L96 49L95 47H93ZM107 46H109V49H110V52L109 51H107L108 50V47ZM141 46V48L140 49H142V53H141V51H140V49L138 48V47H140ZM37 47V48H36ZM65 47V48H64ZM81 47H82V50L84 51V49H85V51H86V49L87 50H89L90 52H89V55H90V53L91 52H93V50L97 53V55H96V53L94 52L93 54V56L95 57V55H96V57H95V60H96V58L98 57V60L100 59V61L103 63V67H102V63L100 62V61H97L96 60V64H95V67H94V64L93 63H91V62H89L90 61V59H89V63L88 64H90V66L91 65H93V67H94V70H92L91 69V67L88 65L87 67H90L89 69L87 68V71H86V69H84L83 70V72L80 70H77L76 69V66H75V64H71V62L73 61H71V57H72V55L74 54L75 55V60H74V62H76V65H78V63H81L80 61H82V64H83V61H84V63H85V60H86V62H87V60H88V58H87V51H86V55H84V52H83V54H81L80 55V53H82L81 52ZM25 48V49H24ZM63 48V49H62ZM99 48L103 51V50H105V51H107V52H102V51H100L99 50ZM113 48H121V49H116L115 51L113 50ZM125 48V49H124ZM135 48V49H134ZM137 48H138V50H137ZM32 49V50H31ZM36 49H37V51H36ZM51 49V51H49ZM70 49V50H69ZM91 49H92V51H91ZM127 49V50H126ZM128 49H130V50H128ZM133 49V50H132ZM18 50V49H17ZM30 50V51H29ZM55 50V51H54ZM59 50V51H58ZM65 50V51H64ZM122 50V51H121ZM137 51V52H135L136 53V55L134 54V57L132 56V54L134 53L133 51ZM48 51H49V53H48ZM79 51H80V53H79ZM113 51L116 53V56H117V54H118V57H114L115 56V53H113ZM53 52V53H52ZM55 52V53H54ZM67 52V53H66ZM102 52V53H101ZM131 54H130V53ZM56 53H61V55L60 54H58V58H57V61H55L54 59H53V57H54V55L56 54ZM63 53V54H62ZM103 53H104V55H106V57L105 56H103ZM110 53H113V54H110ZM137 53H138V55H139V57H140V59H139V61H137L138 60V55H137ZM257 55H256V54ZM65 54V55H64ZM67 54V55H66ZM71 54V55H70ZM64 55V56H63ZM79 55L81 56L80 58H79ZM99 55V56H98ZM121 55V56H120ZM261 57H260V56ZM28 56H29V54H28ZM39 56H41V57H39ZM64 58H63V57ZM69 56V57H68ZM86 56V57H85ZM92 56V55H91ZM93 56H92V58H93ZM259 56V57H258ZM45 57V58H44ZM46 57H49V59L48 58H46ZM61 57H62V60H61ZM68 57V58H67ZM105 57V58H104ZM125 57V58H124ZM138 57V58H137ZM258 57V58H257ZM30 58V57H29ZM70 58V59H69ZM112 58V59H111ZM114 58H117V59H119V60H114ZM127 58V59H126ZM240 60H242V58L241 57H238ZM52 59V60H51ZM67 59V60H66ZM72 59H73V57H72ZM124 59V61H121L120 62V60H123ZM52 62H51V61ZM65 60V61H64ZM93 60V59H92ZM125 60H127V61H125ZM146 60H147V62H146ZM173 62H171V61ZM63 61H64V63H63ZM60 62V63H59ZM69 62V63H68ZM93 62H94V60H93ZM101 63V65H100V63ZM150 62H151V64H150ZM20 63H22L23 65H25L23 62H20ZM57 65H59V66H57L56 67V64ZM62 63H63V65H62ZM52 64H54L55 66V68L53 69L52 68ZM65 64H66V66H65ZM68 64L69 65H72V70H69V68H67V66H68ZM155 64V65H154ZM165 64V65H164ZM23 65L20 67V69L22 68V70H23ZM119 65V66H118ZM149 65H154L155 67H152V68H154L155 70L151 73V74H149V72L145 69V68H147V66H149ZM161 65H162V69H161ZM178 65H179V67H178ZM16 66H19V64H16ZM60 66H63V67H60ZM83 67L84 66H86V63L85 64H83L82 65ZM81 65L80 66H78L79 67V69H80V67L81 68H83ZM40 67V66H39ZM163 67H166V70H167V73H168V75L165 73L166 71H164V69H163ZM178 69H177V68ZM101 68V69H100ZM103 68H104V71H103ZM160 70H159V69ZM179 68H181V70H182V72H180V69ZM46 69H49V71H50V73H49V71L47 70L46 71ZM56 69H57V73L59 72L60 73V76H59V73H58V75H57V73H55L56 72ZM61 69H62V72H64L65 73V75H66V77L67 76H69V80H68V78H67V80L64 78L65 77V75H64V73H63V75H62V72H60L61 71ZM73 69H75L74 70V74L72 73L73 72ZM144 69L146 70L145 71V73H144ZM27 70H30V68L29 69H27ZM52 70V71H51ZM55 70V71H54ZM89 70V71H88ZM92 70V72H90ZM98 70L99 71H101L100 73L98 72ZM137 70H139V72L141 71V76H139L138 77V75H140L139 74V72L137 71ZM172 70H173V72L175 73V74H173V72H172ZM31 71V70H30ZM85 71L86 72H90V73H92L93 74V76H96V78L95 77H93V79H94V81L96 82V83H99V84H96V88H95V85L94 86H91L90 85V88L89 89H91L92 87H93V89L92 90H88L89 91V93H88V95H91L92 94V92L91 91H94V95L92 94L90 97H91V99H92V97H99L100 95H95V93L96 94H99L98 93V90H97V88L98 87H100L99 88V90L101 91V90H103L104 89V85H106V89H108L109 90V96H112V95H114L113 97H108L107 96V93H106V95H104V94H102L103 95V97H102V95H101V97L102 98H104L105 96H106V98H104V101H101L100 100V102L101 103H99V100H98V98H96L97 100H95V98H93L92 100H91V102H89L88 104H86L85 102H84V100H83V98L82 99H79L78 98V95H76L79 91H81L80 89H81V81H82V78L81 79H79V77L82 75V73L84 74L85 73ZM143 71V72H142ZM27 72V71H26ZM81 74H80V73ZM95 72V73H94ZM103 72V73H102ZM148 74H147V73ZM155 72V73H154ZM161 72V73H160ZM171 74H170V73ZM176 72H177V74H176ZM180 72V73H179ZM102 73V74H101ZM121 73V74H120ZM138 73V74H137ZM142 73H143V75H142ZM154 73V74H153ZM179 73V74H178ZM87 74V73H86ZM86 74H85V78H86ZM124 74V75H123ZM135 74H137V75H135ZM164 74H166V76L164 75ZM170 74V75H169ZM73 75H74V77H73ZM75 75H79L78 77H76L77 79H79L80 80V83H79V81H77L76 80V78H75ZM123 75V76H122ZM133 75H135L134 77H133ZM174 75V76H173ZM44 76V77H43ZM55 76V77H54ZM59 76V77H58ZM88 77H89V73H88V75H87ZM145 76V78H143ZM203 75H201V77H202ZM46 77H54V80L56 79V83L52 80V82H54L55 84H52V82L50 81V87H48V88H46L45 87V84L48 82V80L49 79H46ZM57 77V78H56ZM64 78V80H63V78ZM70 77H71V79H70ZM81 77H83V76H81ZM128 77V78H127ZM152 77H154V78H152ZM62 78V80H59V79H61ZM127 78V79H126ZM132 78V79H131ZM29 79V78H28ZM52 79V78H51ZM84 79V78H83ZM99 79H100V82H99ZM116 79V80H115ZM153 79V80H152ZM159 79V80H158ZM115 80V81H114ZM150 80V81H149ZM22 81V80H21ZM124 81V82H123ZM144 81H145V84H144ZM148 81V82H147ZM154 81H155V83H154ZM61 84H60V83ZM83 82V81H82ZM89 82H91V81H89ZM113 82V83H112ZM119 82V83H118ZM121 82V83H120ZM125 83L124 84V86H123V83ZM41 83V82H40ZM71 83H73L74 84V87L72 86V89L74 88V90H72V89H70L71 88ZM105 83V84H104ZM133 83V84H132ZM135 83V84H134ZM147 83H148V85L150 84V89H149V86L147 87L146 85H147ZM23 84V83H22ZM22 84H20L21 86H22ZM94 84V83H93ZM117 84H119V85H117ZM137 84V85H136ZM140 85V87H139V85ZM145 86H144V85ZM154 84V85H153ZM264 84V83H263ZM261 85V86H258L257 88H258V90L260 89V87H261V90H259V91H261V93L262 94H264V85ZM47 85V86H48ZM53 85H55L54 87H53ZM126 85H129L130 86V88L128 89V87L126 86ZM143 85V89H144V91H141L142 89H141V86ZM163 85V87L162 88H160V86H162ZM75 86H76V88H77V92H75L76 91V89H75ZM134 86V87H133ZM154 86L156 87V88H154ZM40 87L41 88H43V85L41 86L40 85ZM40 87H39V89H40ZM68 88L69 87V91L67 90V92L68 93H66L65 91V88ZM85 86H83V88H84ZM79 88V89H78ZM127 88V89H126ZM147 88V89H146ZM240 88H242L241 90L242 91H246L248 94H251V95H253L254 94V91H256V90H254V88H255V86H254V88L252 87V85L248 88L247 86H240ZM53 89H55V90H53ZM85 89H87V87L85 88ZM106 89H104V91H106ZM131 89H133V90H131ZM152 89H153V91H152ZM164 89V90H163ZM165 89H166V91H165ZM167 89H168V91H167ZM250 89V90H249ZM97 90V91H96ZM115 90H116V92H115ZM146 90V91H145ZM148 90V91H147ZM254 90V91H253ZM53 91V92H52ZM62 92V91H61ZM91 92V93H90ZM112 92H113V94H112ZM168 92H169V96H168ZM58 93H60V91L58 92ZM58 93H57V95H58ZM105 93V92H104ZM116 93V94H115ZM177 93H178V95H180V96H178L177 97ZM37 94L39 95V96H37ZM54 94V93H53ZM69 94V95H68ZM78 94H80V92L78 93ZM172 94V95H171ZM174 94H176V98H175V95ZM260 95V99L257 97V100H250V108H251V114H252V123H253V127H261V128H264V103H263V95ZM60 95V94H59ZM72 95V96H71ZM87 95V96H88ZM125 95V96H124ZM174 95V96H173ZM45 96V97H44ZM152 96H154V97H152ZM241 96H243V95H241ZM36 97H38V98H36ZM44 97V98H43ZM60 97L62 98V93H61V95H60ZM67 97H69V98H67ZM73 97V98H72ZM100 97V98H101ZM173 97V98H172ZM189 97V98H188ZM262 97V98H261ZM49 99L50 98V100L52 101H47V99ZM88 98V97H87ZM101 98V99H102ZM147 98H150V99H147ZM160 98H161V100H160ZM181 98V99H180ZM37 99H39V100H41L42 101V103H41V101H39V100H37ZM54 99L58 102V104H56V101L54 102ZM90 99V98H89ZM129 99H131V100H129ZM153 99V100H152ZM170 99V100H169ZM261 99H262V102H261ZM35 100H37L38 102H39V105H38V103H37V105L39 106V107H37V106H35L36 104H35ZM44 100V101H43ZM134 100V102L136 103H134V105H140L141 103L143 104V105H145L148 109H149V111L148 112H150V114H151V117L149 118V119H147V122H145V121H142L141 123H140V121H139V118H138V122H136V123H134V116H130V115H127V114H125L124 112H122L120 109H117V106L119 105V106H121L122 104H119V102H126L125 104L126 105H128L129 104V106H130V104H133V102H131V101H133ZM148 100H150L149 102H148ZM72 101V102H71ZM165 101V102H164ZM179 101V102H178ZM246 101H248L249 102V100H246ZM44 102H45V104H44ZM46 102H47V104H48V106H49V108L48 107H46ZM97 102H98V105L99 106H97L96 104H97ZM138 102V103H137ZM176 103V105H174V103ZM61 105H60V104ZM66 103V104H65ZM72 103H75V105L74 104H72ZM79 103H85L86 104V107H87V109H88V107H90V105H92V104H94V105H92V108H94L95 110H94V112H93V109L92 108H90L91 109V112L92 113H94V114H92V113H90V109L88 110L89 112H87V113H90V115H87V117H85L84 115H81V113H79L80 111L79 110H75L76 108H78L79 107ZM178 103V104H177ZM50 104H52V105H50ZM68 104H72L71 106H68ZM77 104H78V107H76L77 106ZM103 106H102V105ZM113 104V106H112V108H109V110L106 108V107H108V105H112ZM172 104V105H171ZM181 104H183V106L181 107L180 106V112H177L179 109L177 108V107H179V105H181ZM185 104V105H184ZM59 105V106H58ZM64 105H66V107L68 106V108L70 109H68V108H63V107H65ZM97 107H96V106ZM156 105H157V107H156ZM178 105V106H177ZM186 105H187V107H186ZM102 106V107H101ZM123 107L125 106V105H122ZM175 106H176V108H175ZM54 107H55V110H56V108H59V110H60V107L62 108L60 111L61 112H57V111H55V110H52V108L54 109ZM76 107V108H75ZM40 109V110H38V114H37V110L36 109ZM181 108H182V111H181ZM186 108V110H184ZM27 110H29V113H27ZM42 110V111H41ZM84 110H86V108L84 109ZM188 110H189V112H188ZM34 111V112H33ZM40 111V112H39ZM44 111V112H43ZM79 111V112H78ZM121 111V112H120ZM188 113H187V112ZM26 112V113H25ZM43 112V114L44 113H46L45 115H43V114H40V113H42ZM49 112V113H48ZM55 112H56V114H55ZM95 112H97V116L99 115V117H94L95 116ZM160 112V113H159ZM181 112H182V114H181ZM183 112H184V114H183ZM64 113H66L67 115H64ZM157 113H159V114H157ZM163 115H162V114ZM177 113H178V116H177ZM180 113V114H179ZM70 114L72 115V116H75V118L74 117H72V119H70V118H68V116H70ZM160 114H161V116H160ZM41 115H42V117H41ZM94 115V116H93ZM166 115H168V116H170V115H172L171 116V119H167L168 118V116H166ZM180 115V116H179ZM89 116V117H88ZM183 116L185 117V119H183ZM43 117H44V119H43ZM101 117V118H100ZM37 118L39 119V120H41L40 118H42V122L44 123L45 122V124H44V126L40 123V122H38L37 121ZM74 118V119H73ZM85 118L87 119L86 121H85ZM177 118V119H176ZM155 119V121L153 122V120ZM167 119V120H166ZM173 119H175L174 121H173ZM180 119H182V120H180ZM61 121L62 120V123L63 122H66L65 123V128H67V127H70V126H75L76 128L78 127V125H80L81 126V129H80V127H78L79 129H77L76 130V132H75V134H73V135H69L70 133L72 134L73 133V131L74 130H72L71 129V127L70 128H68L69 130L67 131V129H65V132H69V133H67L66 135L65 134H63L64 132V124H63V126H62V128L60 129L61 130V134L64 136V138H63V136H61V139H62V141H61V139L60 138H58L57 139V137H59L58 136V133H59V129L58 128H56V126L55 125H53V124H55V122L57 123L58 121ZM124 120L125 121H127L128 122V124H129V126H128V124L126 123V122H124ZM158 120V121H157ZM176 120H178L177 122H176ZM180 120V121H179ZM157 121V122H156ZM161 121H159V123H161ZM164 121V122H163ZM47 122H50V123H52V124H47ZM168 122L166 123V126H165V128L167 129V130H172L171 129V127L172 126H169L168 127ZM60 123L61 122H59V125H60ZM146 123H147V126H146ZM47 124V125H46ZM91 124V125H90ZM92 124H93V126H92ZM121 124H123V125H121ZM142 126H141V125ZM152 124H149V127H150V125H152ZM52 125V126H51ZM47 126V127H46ZM72 126V127H73ZM114 126H116V127H118V126H120L119 127V129H120V134L121 133H123L125 130L124 129H126V135L124 134V135H122V136H124V138H122L121 139V135L119 134V129L118 128H115ZM179 126V127H178ZM57 127H58V124H57ZM75 127H73V129L75 128ZM121 127H123V128H121ZM130 127H131V131H130ZM53 128L56 130H53ZM75 128V129H76ZM58 129V130H57ZM122 129H123V131H122ZM52 130V131H51ZM63 130V131H62ZM72 130V132H70ZM185 132V129L183 128V130H182V133H184ZM151 133L152 134H159V133H157L156 131H151ZM56 134H57V136H56ZM61 134H59V135H61ZM119 134V135H118ZM132 135V136H131ZM65 136L67 137V139L69 138L70 139V142H72V144H74L75 143V140H76V143H75V145H73V146H76V144L77 143H79V144H77V147H78V149L76 148V150L73 148V146L69 143V141L68 140H66V138H65ZM104 136V137H103ZM114 136V139L112 138ZM120 136V137H119ZM127 136H130L129 138L127 137ZM57 140H60V141H57L56 142V139ZM73 137V138H72ZM111 138H112V140H113V142H111ZM130 138H131V140H130ZM138 138H139V136H138ZM65 139V140H64ZM119 139V140H118ZM126 139V140H125ZM127 139H128V141H127ZM257 139H259L258 137H257ZM64 140V141H63ZM74 142H73V141ZM136 140V141H135ZM66 141H67V143H68V145H65V144H67L66 143ZM123 141V142H122ZM180 141V140H179ZM56 142V143H55ZM60 143V144H59ZM113 143V144H112ZM116 143V144H115ZM118 143H119V145H118ZM177 143H178V138H175V139H173V140H171V141H169V143H168V146H169V148L171 149V150H173L175 147H176V145H177ZM62 144V145H61ZM111 144V145H110ZM63 145H64V147H67L66 149L65 148H63ZM117 147H116V146ZM263 145V142L261 141V144H256V148H258V147H260V146H262ZM56 146V147H55ZM60 148H62V149H58L59 147ZM82 147H83V145H81ZM58 147V148H57ZM79 148H80V150H79ZM115 148V149H114ZM121 148V149H120ZM123 148V149H122ZM69 149H70V151H69ZM136 149V150H135ZM187 145H186V142H184L183 143V145H182V149H177L176 150V156H177V158H175V160L177 161V160H179V159H182V158H184L185 156H190V157H193L192 156V153H190V154H188V152H187ZM61 150H63L62 151V155L64 154V156L65 157H67V160H68V162H67V160H64L63 161V156L61 155V154H59V152L61 151ZM66 150H68V152H72V156H71V153L69 154V153H67V151ZM77 150H79V154L78 155H76V153H75V151L77 152ZM111 150H113V151H111ZM115 150V151H114ZM139 150L141 151V152H139ZM100 151H101V154H100ZM131 151V152H130ZM133 151H136V152H133ZM113 152V153H112ZM145 154H144V153ZM161 152V148H157L154 152H153V154L152 155H156V154H158V153H160ZM163 152V151H162ZM161 152V155H162V158H163V161L165 162V166L164 167H166V166H169V164H168V160H167V158H166V156L163 154ZM61 153V152H60ZM78 153V152H77ZM104 153V152H103ZM106 153V152H105ZM73 154H74V157H73ZM107 154V153H106ZM106 154L104 155L103 154V156H106ZM79 155H82V156H80L79 157ZM96 155V156H95ZM107 155V156H108ZM118 155V156H117ZM141 155V156H140ZM57 156H61V159H62V161H61V159L59 158V160L61 161H59L58 159H57V161L59 162V163H61V164H63V169H62V166H60L58 163H57V161H56V158H57ZM68 156H70V158L72 157L73 159L74 158H76V159H68ZM116 156V157H115ZM143 156V157H142ZM188 156V158L190 159V157ZM95 157H97L96 159H95ZM150 157V158H149ZM77 159V160H78ZM115 159H117V160H115ZM73 161V165L71 166L70 165V163ZM96 160V161H95ZM193 160H198L195 156L193 157ZM71 161V162H70ZM84 161V162H85ZM90 161L88 162V163H90ZM190 161H192L191 159H190ZM66 162V163H65ZM70 162V163H69ZM94 162H95V164H94ZM180 162H182V161H180ZM179 162V163H180ZM68 163V164H67ZM83 163V162H82ZM69 165V166H65V167H69V170H70V174H68V171L69 170H67L65 167H64V165ZM75 164H76V167L78 168V170L79 171H77V169H76V167H75ZM150 166H149V165ZM257 166V164H255L254 165V167L256 168V171H260V172H263L264 173V169H262V168H259V167H256ZM59 167V168H58ZM60 167H61V169H60ZM186 167V168H185ZM190 164H188V163H186V165L184 166L183 165V168H185V170H186V173L184 172L185 170H183L180 166H179V168L178 169H180V171H181V174L180 175H184V174H189L188 176L190 177V175H192L191 173H190V171L191 170H187V169H190ZM65 168V169H64ZM82 168V169H81ZM135 169V170H134ZM191 169H192V171L193 172H195L196 170L194 169V168H192L191 167ZM75 172H73V171ZM101 171H102V168L100 169ZM99 170V166H98V169H95V170H93V173H95V174H100L101 173V171ZM132 170V171H131ZM76 171H77V173H76ZM149 172H153L152 171V169H150L149 170ZM131 173V176L129 175ZM139 173V174H138ZM232 173H235L236 174V172H232ZM10 174H12V173H8V175H10ZM67 174L70 176L71 175V177H69L68 176V178H67ZM142 174H143V176H142ZM66 175V176H65ZM64 176L67 178V179H73V186L75 185V187L76 188H72L73 190L75 189V190H77V191H80V192H78L79 194H80V197L79 198H77V191H76V196L74 197L75 199L77 198V200L78 199H80L81 198V196H82V198H85L84 197V195H86V198H85V200H83V202H82V200L80 201V202H76L75 203V199H73V196L75 195V194H72V193H74V191H72V189H71V187H70V192H69V189L67 188L66 190L69 192V193H67V195L68 194H72V199H73V201H74V203H71V201H69L68 200V204H69V202L71 203V205L72 204H74L75 206H74V208L72 207V206H70V205H68L65 201H64V198H63V202H62V200H61V197H60V191L59 190H57V188H56V185H55V182L58 180V182L59 183H62L63 185L65 184V182H67V179H66V181L64 180L65 178H64ZM148 176V174L146 175V177ZM109 177V178H108ZM144 177V178H143ZM70 179V180H71ZM133 179V180H132ZM113 180V181H112ZM62 181H64V182H62ZM69 181V180H68ZM72 181V180H71ZM140 181H142V182H140ZM249 181V180H248ZM107 182H108V180H107ZM68 183V182H67ZM70 183H68V184H66V185H69ZM72 184V183H71ZM69 185V186H72V185ZM112 185H114V184H112L111 183V185L109 184V187H113ZM65 186V185H64ZM176 186H177V184H176ZM180 186L181 187H183V185L182 184H180ZM52 187H54V189H52ZM115 187V186H114ZM81 188H82V190H81ZM85 189V188H84ZM251 189V188H250ZM9 190V186H8V188H7V190L6 191H3L2 189H1V185H0V199L2 200V205H5V203L3 204V202H4V200H5V202H6V206H3V208H4V210L6 209V207L8 208V206L9 207H11L12 209V211H13V209H15V207L16 206H12L11 204L13 203H9L10 201H9V199H11L12 198V196H10L11 195V193H8L7 191ZM66 191V192H67ZM84 192V193H83ZM5 193H8V195H7V198H6V194ZM5 195V197L2 199V197ZM9 196V197H8ZM69 197V196H68ZM81 198V199H82ZM68 199H70L71 200V197H69ZM87 199V200H86ZM12 200H13V198H12ZM9 201V202H8ZM85 201V202H84ZM9 203V204H8ZM82 203H83V205H82ZM67 204V205H66ZM84 205H87V206H85L86 208L84 209ZM90 207H91V204H90ZM83 208V209H82ZM6 210H9V211H11L10 209H6ZM88 210V209H87ZM75 211H76V215L78 216H76L75 215ZM67 216V215H66ZM68 218H70L69 217V214H68V216H67ZM76 218V219H75ZM43 224V225H42ZM195 224V223H194ZM190 227H191V225H193V222H191V223H189L188 224ZM46 228H45V227ZM6 227V226H5ZM4 227V228H5ZM12 228V229H11ZM60 228V229H59ZM82 228V229H81ZM92 228V227H91ZM187 228H189V227H187ZM63 231H62V230ZM89 228H87V230H88ZM94 229V228H93ZM193 229H196V228H192V229H189V231H191V232H194L193 231ZM202 229V228H201ZM201 229H198V230H195V235H186L185 237H183V238H179V239H181V241L183 242L182 244H184L182 247H179V248H182L183 250H185L186 248V252L184 251V252H181V253H183V254H186V256L187 257H191L193 260H194V257H192L191 255H189V254H191V253H189V251H191V249L190 248H192V247H190V245H195L198 241H200L201 240V238H203L204 239V237H203V235L205 236V234L206 233H204V231L203 230H201ZM11 230V231H10ZM13 230V231H12ZM60 230H61V234H64V236H66V238H64V237H62L61 236V234H60ZM15 231V232H14ZM20 231V230H19ZM23 230H21V232H22ZM85 231V232H84ZM91 231H92V237H94V240L96 239V235H95V232L91 229ZM201 231L204 233H201ZM78 233H79V235H78ZM84 233V234H83ZM17 234V235H16ZM9 235H12V236H9ZM101 236H102V233L100 234ZM196 236H197V238H196ZM42 237H40L39 238V236H38V238H37V240H39V242L41 241V239H42ZM81 237L82 236H80V244H83V242H84V244L85 245H87V243H89L90 242V247H92V248H90L91 250H93L95 253H93V251H90V250H88L89 248H87V246H86V248H87V250H85L83 253L85 254L86 253V255L85 256H83L84 254L83 253H81L80 255V257H78L76 260H75V262H73L74 260L72 259V262L73 263H83V264H100L101 262L103 263V259L105 258V256L104 255H106V254H103V253H101V251H100V245L97 243V242H99V240H93V243L94 244H92V242L91 241H89L88 240V242H87V240H85V238L84 237H82V240H81ZM119 237H120V239H121V241L122 242H124V244L128 247V238L126 239V238H124L122 235H120L119 234ZM106 239H108V240H110L111 238H109V237H105ZM86 241H84V240ZM46 240H48V244H47V241ZM124 240V241H123ZM6 241V242H5ZM71 241V240H70ZM118 241H119V238H118ZM53 242V244L51 245V243ZM46 243V244H45ZM96 243H97V246L99 245V247H96L95 245H96ZM187 243V244H186ZM181 244V245H182ZM264 244V243H263ZM71 246V247H70ZM137 246H138V244H137ZM188 246V247H187ZM93 247H94V249H93ZM108 247V246H107ZM183 247H186V248H183ZM216 247H214V249H215ZM7 249L9 250V251H7ZM56 249H58V250H56ZM218 249V248H217ZM6 250V251H5ZM69 250V251H68ZM72 250V249H71ZM179 250H181V249H179ZM178 250V251H179ZM216 250V249H215ZM220 250V249H219ZM40 251V250H39ZM86 251H88V252H91V253H88V252H86ZM128 251V249L126 250V252ZM223 254H224V261H223V259L221 258V259H219L218 260V264H221L222 262L220 261V260H222L223 261V264L224 263H226V261H225V256H226V252H224L223 250H220ZM1 252V251H0ZM139 252H141L140 253V255H138L136 252V254H137V259L138 260H140V259H147V256H146V258H145V254L143 255V251H142V249L139 251ZM219 252V251H218ZM177 253V252H176ZM88 254H89V256H88ZM97 254V255H96ZM101 254V255H100ZM129 254H130V256H129ZM133 254V252H128V253H124V255H128L129 257H132L131 255ZM142 254V255H141ZM254 254L255 253H250L248 256H250L249 258H247L248 256H246V258L248 259V261H249V263H246V264H259L258 263V258H255V256H254ZM90 255H92V256H90ZM95 255V256H94ZM103 255V256H102ZM189 255V256H188ZM233 255H234V253H233ZM67 256V257H66ZM69 256V257H68ZM94 256V257H93ZM97 256H99V257H101V259L99 258V260H97ZM118 258H123V257H121L119 254H117L116 255ZM89 259H88V258ZM91 257H93V259L94 258H96V261H95V259L92 261V259H91ZM223 257V256H222ZM227 258H228V260H227ZM227 258H226V260H227V262H229V255L227 254ZM246 258H243V260L245 259V262H247L246 261ZM89 261H88V260ZM234 259H236V261H239V260H237V258L235 257ZM80 261V262H78V261ZM85 260H86V263H85ZM91 260V261H90ZM230 260H231V258H230ZM251 260V261H250ZM100 263H99V262ZM71 262V264H73ZM90 262V263H89ZM146 262H147V260H146ZM194 263H195V261H193ZM243 261H241V262H239V263H242ZM101 263V264H102ZM234 263V262H233ZM244 263V262H243ZM42 264V263H41ZM104 264V263H103ZM193 264V263H192ZM197 264V263H196ZM245 264V263H244ZM260 264H261V262H260ZM264 264V263H263Z\"/></svg>",
    "mask_w": 264,
    "mask_h": 264
}]
</instances>
